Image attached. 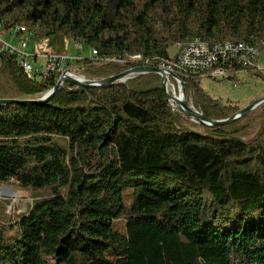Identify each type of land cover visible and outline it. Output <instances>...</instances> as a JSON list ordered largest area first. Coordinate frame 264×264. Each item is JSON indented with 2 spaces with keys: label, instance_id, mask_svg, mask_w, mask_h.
Returning a JSON list of instances; mask_svg holds the SVG:
<instances>
[{
  "label": "trees",
  "instance_id": "1",
  "mask_svg": "<svg viewBox=\"0 0 264 264\" xmlns=\"http://www.w3.org/2000/svg\"><path fill=\"white\" fill-rule=\"evenodd\" d=\"M0 22L58 55L73 42L123 61L83 57L88 80L173 64L197 38L264 50V0H0ZM241 72L264 78L232 66L216 82L237 84ZM58 80L30 79L0 54V100H39ZM161 80L66 84L48 104L0 107V185L15 181L32 199L25 213L0 209V264H264V104L210 128L173 111ZM181 80L208 119L242 109L210 96L199 75Z\"/></svg>",
  "mask_w": 264,
  "mask_h": 264
},
{
  "label": "built area",
  "instance_id": "2",
  "mask_svg": "<svg viewBox=\"0 0 264 264\" xmlns=\"http://www.w3.org/2000/svg\"><path fill=\"white\" fill-rule=\"evenodd\" d=\"M33 38L35 37L26 35V29L23 27L0 25V54L15 57L30 79H46L56 73L59 74L60 79L62 74L67 71H70V75L79 77L73 74L72 69L76 68L79 62L83 60V49L77 47L76 50L80 53L77 55H48L44 52L32 55L27 49ZM15 39L19 41L17 46L13 43ZM263 53L251 52L250 45H245L244 42H239V44L228 42L227 46H207L205 42L197 38L196 45L189 47V52L181 53L180 56H173L172 63H176V71H168V65L159 63L141 66L156 67L168 75H177L180 79L181 77L199 75L203 80L221 81L232 75V66L257 67L261 72H264L258 64ZM90 57L94 63L100 66L108 63H123L122 60L105 61L95 56ZM169 79L170 92L178 94L181 89L179 83L170 76Z\"/></svg>",
  "mask_w": 264,
  "mask_h": 264
},
{
  "label": "rangeland",
  "instance_id": "3",
  "mask_svg": "<svg viewBox=\"0 0 264 264\" xmlns=\"http://www.w3.org/2000/svg\"><path fill=\"white\" fill-rule=\"evenodd\" d=\"M13 43L16 46L19 45L18 39H15ZM77 47L79 48L78 44L76 46L75 43L71 42L62 46L60 52L65 54H75ZM81 48L83 49V47ZM27 51L32 55L41 52L48 55L56 54L54 49L48 47V42L37 41L35 38L30 41ZM261 52H264V50ZM77 53L80 54L78 51ZM175 53V47H172L170 49V55L173 56ZM82 55L84 57H89L91 55L90 49L88 47H84ZM137 58L134 57L132 60ZM259 66L264 70V53L259 60ZM80 67L81 65H78L76 68H73L72 72L75 76L84 77L81 74ZM202 87L214 99L221 100L224 103H239L242 109L264 97V78L253 72L241 73L237 84L230 81L216 82L210 79H204L202 81ZM125 192L127 193L128 191ZM6 203H11V205L7 207L6 211V214L11 217L15 210L19 214L25 213L31 205L32 199L26 191L22 190L18 184L13 181L6 186L0 185V209L2 206H5ZM115 229L123 235L126 234V224L124 222L116 223Z\"/></svg>",
  "mask_w": 264,
  "mask_h": 264
},
{
  "label": "water",
  "instance_id": "4",
  "mask_svg": "<svg viewBox=\"0 0 264 264\" xmlns=\"http://www.w3.org/2000/svg\"><path fill=\"white\" fill-rule=\"evenodd\" d=\"M70 71H67L62 74L56 86L51 89L43 98L39 100H0V107H7L13 105H25V104H38L45 105L48 104L63 88L66 84L73 85L75 87L83 89H106L117 84L126 85L127 81L133 79L137 76L155 74L161 77V86L164 91L168 103L173 111L178 110L180 113L191 118L193 121L199 123L200 125L207 126L210 128H222L234 124L235 122L241 120L242 118L251 114L254 110L264 104V97L253 102L251 105L240 110L239 113L232 116L229 119L214 121L206 118L201 112L196 110L190 103H188L185 91V83L174 74L168 75L166 72L150 66H138L125 73H122L117 76L109 77L101 80H88L76 78L69 74ZM169 76L176 80L181 89L178 94L170 92Z\"/></svg>",
  "mask_w": 264,
  "mask_h": 264
},
{
  "label": "bare ground",
  "instance_id": "5",
  "mask_svg": "<svg viewBox=\"0 0 264 264\" xmlns=\"http://www.w3.org/2000/svg\"><path fill=\"white\" fill-rule=\"evenodd\" d=\"M0 25H3V23H1L0 22ZM17 27H23V28H25L26 29V35L28 36V37H34V34L32 33V32H30L26 27H24V26H17ZM234 44V43H233ZM236 44V43H235ZM239 44V43H238ZM196 45V42H194V43H192L189 47H191V46H195ZM220 46H227V44H225V45H221L220 44ZM189 47L186 49V48H184V49H186L185 51H183V53H186V52H189ZM79 48L80 49H82L81 48V46H79ZM183 49V50H184ZM250 51L251 52H259L258 51V49H255V48H253V47H250ZM93 55L94 56H97V52L96 51H94L93 52ZM179 55H180V53H179ZM178 55V56H179ZM171 62V61H170ZM167 63V62H166ZM169 63V62H168ZM172 63V62H171ZM161 65H168V71H176V63H173V64H165V63H163V64H161ZM78 78H80V79H83L82 77H78Z\"/></svg>",
  "mask_w": 264,
  "mask_h": 264
},
{
  "label": "crops",
  "instance_id": "6",
  "mask_svg": "<svg viewBox=\"0 0 264 264\" xmlns=\"http://www.w3.org/2000/svg\"><path fill=\"white\" fill-rule=\"evenodd\" d=\"M76 46H77V44H76ZM78 53H77V50H76V52H75V54H71V55H77ZM83 56V55H82ZM84 57V56H83Z\"/></svg>",
  "mask_w": 264,
  "mask_h": 264
}]
</instances>
